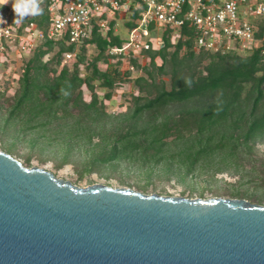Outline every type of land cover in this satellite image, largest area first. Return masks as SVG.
<instances>
[{
  "label": "trees",
  "instance_id": "trees-1",
  "mask_svg": "<svg viewBox=\"0 0 264 264\" xmlns=\"http://www.w3.org/2000/svg\"><path fill=\"white\" fill-rule=\"evenodd\" d=\"M46 18L45 13L33 18L45 34ZM132 27L133 23L125 24V28ZM181 33L182 37L175 44L166 34L165 45L160 50L146 53L150 58L148 64L141 65L131 59L133 68L142 72L135 81L138 89L144 90L142 84H146L156 88L157 94L154 98L136 97L134 108L117 116L106 112L95 91L96 86L106 89L105 98L111 99L112 90L120 80V69L102 71L98 63L107 61L109 55L108 58L105 55L109 47L121 46L123 39L111 31L109 42L96 32L78 49L65 40L42 41L27 61L6 123H14L25 116L28 127L20 129L21 133L40 130L73 135L75 145L100 146L94 162L142 159L160 165L171 161L190 175L199 167L205 169L213 163L238 157L241 148L248 149L258 138H264V58L257 51L248 56L196 51L193 31L184 28ZM92 45L98 55L87 64L88 73L82 77L79 68L87 63ZM54 48L58 51L52 60L57 64L66 54L75 53L76 56L73 69L64 66L57 76L51 77L49 63L43 60ZM182 50L185 53L181 56ZM158 59L161 65H157ZM207 59L209 62L201 71L200 65ZM126 74L129 76L131 71ZM157 76H169L170 90L163 80L157 84ZM246 85L250 89L242 98ZM83 86L92 92L90 102L83 98ZM193 101L204 104L188 108L177 116L164 112L174 103ZM144 117L151 119L140 124ZM59 120H66V123L56 130L47 128ZM94 138H98L97 143L93 142ZM172 146L175 151L170 153Z\"/></svg>",
  "mask_w": 264,
  "mask_h": 264
},
{
  "label": "water",
  "instance_id": "water-1",
  "mask_svg": "<svg viewBox=\"0 0 264 264\" xmlns=\"http://www.w3.org/2000/svg\"><path fill=\"white\" fill-rule=\"evenodd\" d=\"M0 264H264V206L79 188L0 152Z\"/></svg>",
  "mask_w": 264,
  "mask_h": 264
},
{
  "label": "rangeland",
  "instance_id": "rangeland-1",
  "mask_svg": "<svg viewBox=\"0 0 264 264\" xmlns=\"http://www.w3.org/2000/svg\"><path fill=\"white\" fill-rule=\"evenodd\" d=\"M119 31L122 38L127 35L125 24L121 23ZM57 51L58 48H54L43 60L49 63L51 77L57 76L64 66L73 69L75 63L73 59L62 58L61 63L57 64L56 60H52ZM184 53L185 51L182 50L180 55ZM97 55L96 49L89 50L87 63L79 68L82 77L88 73L87 64H91ZM31 57L32 54L22 61L16 60L14 55L7 58L0 56V152H9V155L26 168L43 169L79 188L100 184L112 189L127 187L145 195L204 200L215 197L244 199L252 204L264 206V138H258L248 149L241 148L236 158L213 163L205 166V169L199 167L193 174L186 175L183 169H178L177 164L171 161L160 165L142 159L112 163L94 162L95 157H98L100 146L75 145L73 135H55L40 130L21 133L20 129L28 127L25 116L11 124L6 122L10 118L9 114L20 89V79ZM105 57L108 58L107 54ZM208 62L209 59L203 61L199 69L202 71ZM157 63L161 65L162 61L158 59ZM130 66H132L131 62L119 61L110 55L107 61L102 60L98 63L102 71L117 70V67L120 69V80L112 90L111 99L105 98L108 90L96 86L95 93L109 115L117 116L130 112L135 106L136 97L154 98L157 94L156 88L146 84H142L144 90L138 89L135 81L142 72L138 69L131 70ZM129 70L131 74L128 76L126 72ZM161 80L165 81L166 88L170 90L169 76H157V84ZM95 83L98 85V82ZM249 89L250 86L246 85L242 98L246 97ZM82 93L84 100L90 102L92 92L83 86ZM202 104L203 101L174 103L164 112L177 116L188 108ZM149 119L151 117H144L140 124L146 123ZM65 123L66 120L54 121L47 128L56 130ZM172 139L173 137L169 141ZM93 142L97 143L98 138H94ZM174 151L175 148L172 146L169 152ZM217 169L222 170L216 172Z\"/></svg>",
  "mask_w": 264,
  "mask_h": 264
},
{
  "label": "built area",
  "instance_id": "built-area-1",
  "mask_svg": "<svg viewBox=\"0 0 264 264\" xmlns=\"http://www.w3.org/2000/svg\"><path fill=\"white\" fill-rule=\"evenodd\" d=\"M43 13L46 34L33 20ZM121 23L134 24L124 38ZM184 28L193 31L196 51L242 56L257 51L264 58V0H0V56L22 61L44 40H65L78 49L96 32L110 42L113 31L124 42L109 47L107 55L149 63L146 53L160 50L166 34L175 44Z\"/></svg>",
  "mask_w": 264,
  "mask_h": 264
}]
</instances>
